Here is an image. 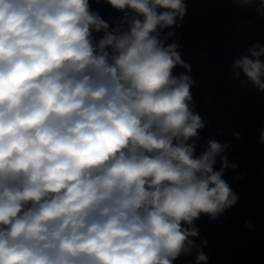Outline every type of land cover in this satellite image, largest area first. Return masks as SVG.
I'll return each mask as SVG.
<instances>
[{
  "label": "clouds",
  "instance_id": "9594fccd",
  "mask_svg": "<svg viewBox=\"0 0 264 264\" xmlns=\"http://www.w3.org/2000/svg\"><path fill=\"white\" fill-rule=\"evenodd\" d=\"M104 2L115 28L89 0H0V264H173L197 249L195 220L238 202L228 145L195 154L191 66L163 31L184 0ZM261 57L231 68L264 92Z\"/></svg>",
  "mask_w": 264,
  "mask_h": 264
},
{
  "label": "water",
  "instance_id": "95a60500",
  "mask_svg": "<svg viewBox=\"0 0 264 264\" xmlns=\"http://www.w3.org/2000/svg\"><path fill=\"white\" fill-rule=\"evenodd\" d=\"M184 2L187 12L179 21L180 26L163 31L175 33L166 45L178 44L181 58L191 66V106L205 122L198 132L199 139L194 141L195 154L200 155L210 139L228 145L223 155L229 165L234 163L237 167L226 168L222 178L239 199L216 219L202 214L195 220L199 230L195 238L197 249L190 255L182 254L173 264H196L198 250L208 256V264H264V144L260 143L264 92L242 73L236 77L231 68L242 55H248L251 46H264L261 4L259 0L250 6L237 0ZM89 4L111 28L120 24L123 12L104 0H89ZM93 35L98 40L103 33ZM185 71L177 66L173 75ZM237 132L239 139L233 135ZM220 167L217 158L215 170Z\"/></svg>",
  "mask_w": 264,
  "mask_h": 264
}]
</instances>
